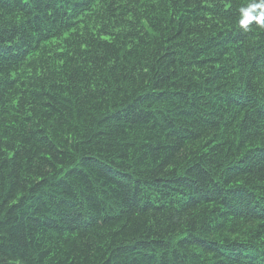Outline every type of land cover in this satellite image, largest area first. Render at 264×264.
<instances>
[{
  "label": "trees",
  "instance_id": "16d2710c",
  "mask_svg": "<svg viewBox=\"0 0 264 264\" xmlns=\"http://www.w3.org/2000/svg\"><path fill=\"white\" fill-rule=\"evenodd\" d=\"M251 2L0 0V264H264Z\"/></svg>",
  "mask_w": 264,
  "mask_h": 264
},
{
  "label": "clouds",
  "instance_id": "9594fccd",
  "mask_svg": "<svg viewBox=\"0 0 264 264\" xmlns=\"http://www.w3.org/2000/svg\"><path fill=\"white\" fill-rule=\"evenodd\" d=\"M255 22L258 26L264 28V0H253L247 6L240 8V25L244 30Z\"/></svg>",
  "mask_w": 264,
  "mask_h": 264
},
{
  "label": "bare ground",
  "instance_id": "6f19581e",
  "mask_svg": "<svg viewBox=\"0 0 264 264\" xmlns=\"http://www.w3.org/2000/svg\"><path fill=\"white\" fill-rule=\"evenodd\" d=\"M229 247V246H228Z\"/></svg>",
  "mask_w": 264,
  "mask_h": 264
}]
</instances>
